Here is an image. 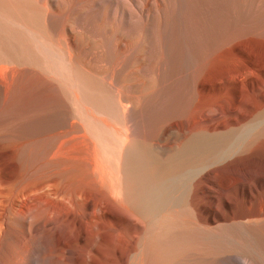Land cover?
Returning a JSON list of instances; mask_svg holds the SVG:
<instances>
[{
	"label": "bare ground",
	"instance_id": "bare-ground-1",
	"mask_svg": "<svg viewBox=\"0 0 264 264\" xmlns=\"http://www.w3.org/2000/svg\"><path fill=\"white\" fill-rule=\"evenodd\" d=\"M0 264H264V0H0Z\"/></svg>",
	"mask_w": 264,
	"mask_h": 264
}]
</instances>
